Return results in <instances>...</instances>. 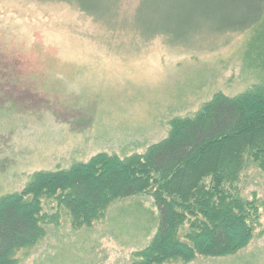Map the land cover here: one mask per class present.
Returning <instances> with one entry per match:
<instances>
[{"label":"rangeland","instance_id":"1","mask_svg":"<svg viewBox=\"0 0 264 264\" xmlns=\"http://www.w3.org/2000/svg\"><path fill=\"white\" fill-rule=\"evenodd\" d=\"M140 1L120 0L116 17L98 22L64 3L0 0V198L20 193L36 173L97 154L141 155L167 137L172 120L192 117L215 95L264 85V23L170 45L143 35L156 22H138ZM237 187L264 201L256 167ZM39 205L44 233L13 254L16 264H133L157 230L148 194L110 202L89 228L74 229L54 198ZM260 213L254 238L236 253L163 264H264Z\"/></svg>","mask_w":264,"mask_h":264},{"label":"trees","instance_id":"2","mask_svg":"<svg viewBox=\"0 0 264 264\" xmlns=\"http://www.w3.org/2000/svg\"><path fill=\"white\" fill-rule=\"evenodd\" d=\"M39 1L73 6L98 22L115 18L120 4ZM134 13L140 23L156 22L143 35L184 46L197 36L258 28L264 23V0H141ZM169 125L167 137L141 155L121 159L97 154L67 170L36 173L20 193L0 198V264H16L13 254L43 235V196L56 199L79 229L91 227L114 200L150 195L158 212L157 230L133 264L186 263L197 255L219 258L246 247L259 226L264 201L246 198L237 185L248 169L264 174V85L235 97L217 94L192 117ZM194 172L198 177L190 179Z\"/></svg>","mask_w":264,"mask_h":264}]
</instances>
